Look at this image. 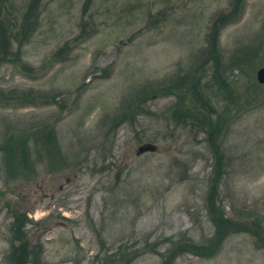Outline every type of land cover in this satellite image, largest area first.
Here are the masks:
<instances>
[{"label":"rangeland","instance_id":"obj_1","mask_svg":"<svg viewBox=\"0 0 264 264\" xmlns=\"http://www.w3.org/2000/svg\"><path fill=\"white\" fill-rule=\"evenodd\" d=\"M261 66L264 0H0V264H264Z\"/></svg>","mask_w":264,"mask_h":264},{"label":"trees","instance_id":"obj_2","mask_svg":"<svg viewBox=\"0 0 264 264\" xmlns=\"http://www.w3.org/2000/svg\"><path fill=\"white\" fill-rule=\"evenodd\" d=\"M53 150L56 152L57 147L54 146ZM5 152L7 153L6 150ZM27 262H28V251H27L26 245L22 244L20 246H15L12 251L10 264H27Z\"/></svg>","mask_w":264,"mask_h":264},{"label":"water","instance_id":"obj_3","mask_svg":"<svg viewBox=\"0 0 264 264\" xmlns=\"http://www.w3.org/2000/svg\"><path fill=\"white\" fill-rule=\"evenodd\" d=\"M256 76H257V80L260 83H264V67H261L257 70ZM156 149H157V146L154 143L145 142L137 147L136 154L140 155L147 151H155Z\"/></svg>","mask_w":264,"mask_h":264}]
</instances>
